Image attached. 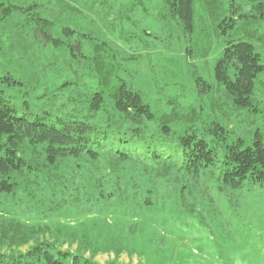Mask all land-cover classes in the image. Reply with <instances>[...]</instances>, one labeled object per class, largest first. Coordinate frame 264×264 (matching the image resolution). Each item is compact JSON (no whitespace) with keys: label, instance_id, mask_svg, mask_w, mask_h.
Instances as JSON below:
<instances>
[{"label":"rangeland","instance_id":"obj_1","mask_svg":"<svg viewBox=\"0 0 264 264\" xmlns=\"http://www.w3.org/2000/svg\"><path fill=\"white\" fill-rule=\"evenodd\" d=\"M205 1L194 0V30L187 34L165 0H0L33 6L22 14L13 9L12 18L0 23V78L20 83L0 80V97L28 119L43 113L49 117L45 121L86 114L99 87L92 57L101 46L116 80L138 92L156 119L194 110L195 128L217 120L232 131L231 139L248 143L256 129L264 136V77L256 79L259 113L250 114L227 108L213 74L227 41L246 33L254 36L264 64V20H238L222 35V20L246 13L249 0H214L210 10ZM37 18L47 20V26L40 27ZM171 128L178 134L183 127ZM155 131L156 123H150L145 133ZM64 169L87 183L88 174H99ZM121 175L111 181L113 187L99 181L105 190L116 189L111 197H99L92 183L85 192L41 185L5 198L0 212L42 227L39 239L97 264H264V188L221 190L206 178L189 202L179 198V184L151 181L136 166ZM145 200L152 205H144ZM8 251L0 248V253Z\"/></svg>","mask_w":264,"mask_h":264},{"label":"trees","instance_id":"obj_2","mask_svg":"<svg viewBox=\"0 0 264 264\" xmlns=\"http://www.w3.org/2000/svg\"><path fill=\"white\" fill-rule=\"evenodd\" d=\"M213 4L214 0H206V9ZM165 5L183 32L192 34L194 0H165ZM32 8L0 3V23L12 18L13 9L22 14ZM250 18L252 22L264 20V0H249L246 13L224 18L222 35L234 30L238 20L246 24ZM36 21L42 28L47 26L45 19ZM245 37L227 41L213 74L228 109L257 114L261 93L256 92V79L264 77V64L251 41L254 36L246 33ZM101 52L103 47L96 46L92 61L99 87L89 99L86 114L45 121L49 117L43 113L28 119L16 115L0 97V205L19 191L38 190L41 185L85 192L92 183L97 185L99 197H111L116 189L105 190L99 181L106 180L105 184L113 187L111 181L118 182L128 166L138 167L151 181L166 179L179 184V198L189 202L196 199L193 193L198 195V191L193 192L197 183L206 178L221 190L247 185L264 188V136L258 129L247 143L243 138L231 139L232 131L217 120L195 128L194 110L186 115L173 111L156 119L138 92L116 80ZM0 80L10 86L20 84L8 76ZM261 84L264 86V81ZM150 123H156V131L147 135ZM175 124L183 127L178 134L171 128ZM67 163H73L75 170L99 174L90 173L89 183L83 182L81 175L60 171L74 170ZM144 205L152 204L145 200ZM42 232L38 225L7 218L0 212V248L10 249L0 253V264H97L78 253L62 251L48 239H39ZM25 245H30L25 252L18 250Z\"/></svg>","mask_w":264,"mask_h":264}]
</instances>
